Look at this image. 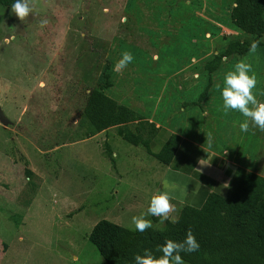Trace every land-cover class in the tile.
Here are the masks:
<instances>
[{
	"label": "rangeland",
	"instance_id": "rangeland-1",
	"mask_svg": "<svg viewBox=\"0 0 264 264\" xmlns=\"http://www.w3.org/2000/svg\"><path fill=\"white\" fill-rule=\"evenodd\" d=\"M233 1L31 0L23 21L0 6V108L11 121L0 124V264H105L87 240L90 228L106 219L133 229L131 218L143 212L127 206L149 201L154 185L131 156L143 149L114 129L106 141L79 138L86 94L107 72L104 94L148 114L163 77L208 74L200 67L206 58L193 62L202 38L223 47L242 36L234 28L209 33L218 13L223 25L229 21ZM203 25L207 36L191 43ZM123 51L134 59L116 71ZM227 59L210 74L244 60L256 75L254 89L264 90L263 46ZM190 87V96L202 89ZM142 181L149 185L139 190L134 184Z\"/></svg>",
	"mask_w": 264,
	"mask_h": 264
},
{
	"label": "trees",
	"instance_id": "trees-1",
	"mask_svg": "<svg viewBox=\"0 0 264 264\" xmlns=\"http://www.w3.org/2000/svg\"><path fill=\"white\" fill-rule=\"evenodd\" d=\"M15 2L0 0V6L11 7ZM229 20L242 36L227 39L223 49L203 63L208 74L220 66L223 57L245 54L253 41L264 47V0H234ZM103 76V82L86 94L76 122L81 129L79 138L123 125L119 134L122 140L140 146L160 163H168L180 142L179 136L168 135L156 152L151 151L150 140L157 128L137 111L105 95L103 90L110 83L107 72ZM107 155L112 159L109 150ZM178 214V223L165 220L161 228L151 227L144 232L99 219L90 228L87 240L105 264H135L136 254L143 255L148 249L160 256L157 249L167 239L182 242L191 229L199 249L181 252L184 263L264 264V177L247 172L226 197L210 193L200 206L183 205Z\"/></svg>",
	"mask_w": 264,
	"mask_h": 264
},
{
	"label": "crops",
	"instance_id": "crops-1",
	"mask_svg": "<svg viewBox=\"0 0 264 264\" xmlns=\"http://www.w3.org/2000/svg\"><path fill=\"white\" fill-rule=\"evenodd\" d=\"M220 15V13L217 14L218 19L215 17L210 19L212 31L210 32L207 28L210 35L217 31L221 34L223 29L233 28L230 20L223 25ZM201 17L206 20L202 15ZM235 31L238 33L237 30L232 32ZM195 34L191 33V43H198L200 35L207 36L205 25ZM202 39L204 44L193 62L204 58L207 60L212 51L216 54L215 52H220L224 47L217 46L212 39L208 42L205 38ZM152 58H156V53L152 54ZM227 58L223 57L222 63L228 60ZM223 76L222 74H206L200 78L197 74H168L163 77L159 85L150 112L145 114L138 111L144 120L152 122L157 128L150 140L151 151L156 152L170 134H176L180 138L172 158L166 164L160 163L144 150L141 153L136 150L134 155H131L139 165V170L145 173L142 174V178L151 180V185H154L150 196L162 190L161 182L165 178L176 186L171 202L175 204L178 212L183 205L200 206L210 193L226 197L247 172L264 177V131L250 124L248 132H241L237 121L242 122L245 119L242 114L231 109L224 111L222 92L216 87L217 84L222 85ZM190 84H199L202 89L190 96ZM253 92L259 101L264 102V90L253 89ZM161 99L163 102L158 111ZM122 128L123 125L109 127L88 138L103 135L102 140L106 141L105 133L114 129L119 136ZM209 133L212 136L211 145L208 142ZM200 160H209L210 163L201 165ZM198 169L201 171L199 172ZM148 183L142 181L134 186L143 190L144 187H148ZM226 184L227 187H225ZM149 202L150 199L147 202L129 203L127 209L146 213ZM146 217L155 222H161L162 219L152 215Z\"/></svg>",
	"mask_w": 264,
	"mask_h": 264
},
{
	"label": "clouds",
	"instance_id": "clouds-1",
	"mask_svg": "<svg viewBox=\"0 0 264 264\" xmlns=\"http://www.w3.org/2000/svg\"><path fill=\"white\" fill-rule=\"evenodd\" d=\"M31 0H16L11 6V11L16 17L23 21L32 11L30 7ZM46 23V21L42 22ZM259 41H253L250 45V51L255 52ZM134 57L129 51H123L120 59L115 64L116 71H122L128 64L132 63ZM257 79L252 72L251 64L244 60L238 61L233 70L227 71L223 76L222 85L216 87L221 89L223 109L227 112L229 109L236 110L245 118L242 122L237 121L241 132H248L250 124L264 131V102L257 99L253 92L256 87ZM212 136L208 134V142L211 145ZM201 165H209V160H200ZM199 172L201 171L198 169ZM162 190H158L150 197L149 206L146 213L131 218L132 224L139 232H144L152 227V222L146 219V215L161 217V223L165 220H171L175 224L179 222L178 210L171 201L174 198L172 193L176 186L167 178L163 179ZM228 185L226 184L225 187ZM176 213L175 215H172ZM199 249V243L194 237L191 229L187 230L186 238L182 242L167 239L165 243L158 247L157 251L162 253L155 256L151 250L145 249L143 255L136 254L135 264H184L181 252L191 253Z\"/></svg>",
	"mask_w": 264,
	"mask_h": 264
},
{
	"label": "water",
	"instance_id": "water-1",
	"mask_svg": "<svg viewBox=\"0 0 264 264\" xmlns=\"http://www.w3.org/2000/svg\"><path fill=\"white\" fill-rule=\"evenodd\" d=\"M11 121L5 116L3 111L0 108V124L3 126H6L7 124H10Z\"/></svg>",
	"mask_w": 264,
	"mask_h": 264
}]
</instances>
